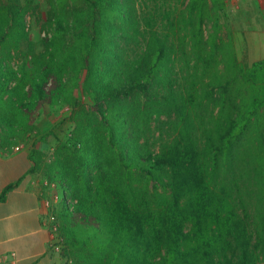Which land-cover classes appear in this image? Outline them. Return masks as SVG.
Segmentation results:
<instances>
[{"label": "trees", "instance_id": "trees-1", "mask_svg": "<svg viewBox=\"0 0 264 264\" xmlns=\"http://www.w3.org/2000/svg\"><path fill=\"white\" fill-rule=\"evenodd\" d=\"M47 1L35 41L32 1L0 0L1 146L69 111L81 146L30 153L75 200L69 264H264V58L242 63L227 0Z\"/></svg>", "mask_w": 264, "mask_h": 264}, {"label": "crops", "instance_id": "crops-1", "mask_svg": "<svg viewBox=\"0 0 264 264\" xmlns=\"http://www.w3.org/2000/svg\"><path fill=\"white\" fill-rule=\"evenodd\" d=\"M227 3L238 54L240 34L251 46L257 40L264 58V0ZM33 148L26 145L7 152L0 143V264H12L11 260L13 264H59L60 256L49 248V230L44 225L46 175L34 169Z\"/></svg>", "mask_w": 264, "mask_h": 264}, {"label": "rangeland", "instance_id": "rangeland-1", "mask_svg": "<svg viewBox=\"0 0 264 264\" xmlns=\"http://www.w3.org/2000/svg\"><path fill=\"white\" fill-rule=\"evenodd\" d=\"M31 1L33 8L29 11L27 15V24L31 32L32 38L35 41H38L40 36H43L47 32V30L43 29L40 23H36L37 20L35 18L41 17V19H47L49 4L47 0ZM229 1L232 2V0ZM226 21L229 27L234 26L233 24L231 25L228 22L229 15ZM224 35L225 37H227V28H225L224 30ZM238 37V43L240 48L239 57L244 65H251L253 60L260 59L263 57V53H259L260 47L257 40L255 41L256 45L253 43V45L251 46L248 42L244 41L240 34L238 35ZM69 117V111L67 109H62L58 112H54L50 108L41 109V111H39L36 116L37 129L27 134L22 142H26L27 145L32 146V148L36 147L39 151L42 152L43 160L45 162L51 163L52 161H47L49 146L52 144H55L57 146L60 140L67 143V140L73 137L74 125ZM51 129H54L56 136L52 137L49 141H45L43 138H41V134H44ZM59 264H65L61 258L59 259Z\"/></svg>", "mask_w": 264, "mask_h": 264}, {"label": "built area", "instance_id": "built-area-1", "mask_svg": "<svg viewBox=\"0 0 264 264\" xmlns=\"http://www.w3.org/2000/svg\"><path fill=\"white\" fill-rule=\"evenodd\" d=\"M2 142V127L0 126V143ZM67 144L72 148H78L81 146V143L74 140L73 138L67 140ZM27 145L26 142H21L16 145H13L11 149H7V152H16L20 151ZM56 150V145L52 144L49 146L48 149V158L47 161L51 162L54 158V153ZM44 183L46 189L49 191V194L45 198V205H46V213L44 215V225L49 230V248L56 252L60 258L64 261V263H71L72 258L68 256H64L63 246H64V238L61 233V219H60V211L62 210L63 206L66 204L72 205L75 200L72 198H69L66 201L65 194L63 192V189L61 188V185L51 180L48 176L44 177ZM60 187V189H59ZM63 255V256H62ZM12 264L14 263L13 260H11Z\"/></svg>", "mask_w": 264, "mask_h": 264}]
</instances>
